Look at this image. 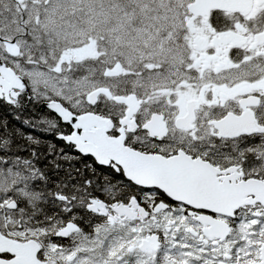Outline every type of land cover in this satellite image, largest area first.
I'll list each match as a JSON object with an SVG mask.
<instances>
[{
    "label": "snow or ice",
    "instance_id": "6c2138e0",
    "mask_svg": "<svg viewBox=\"0 0 264 264\" xmlns=\"http://www.w3.org/2000/svg\"><path fill=\"white\" fill-rule=\"evenodd\" d=\"M0 264H264V0H0Z\"/></svg>",
    "mask_w": 264,
    "mask_h": 264
}]
</instances>
